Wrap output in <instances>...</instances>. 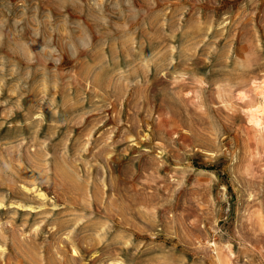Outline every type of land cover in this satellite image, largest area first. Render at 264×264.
Instances as JSON below:
<instances>
[{
	"label": "rangeland",
	"instance_id": "obj_1",
	"mask_svg": "<svg viewBox=\"0 0 264 264\" xmlns=\"http://www.w3.org/2000/svg\"><path fill=\"white\" fill-rule=\"evenodd\" d=\"M263 81L264 0H0V264H264Z\"/></svg>",
	"mask_w": 264,
	"mask_h": 264
},
{
	"label": "bare ground",
	"instance_id": "obj_2",
	"mask_svg": "<svg viewBox=\"0 0 264 264\" xmlns=\"http://www.w3.org/2000/svg\"><path fill=\"white\" fill-rule=\"evenodd\" d=\"M257 88L260 90V91H258V89H257L258 94L262 96L263 101H261V103L258 104L257 106L253 107L251 109V111H252L251 113H252V118H253L255 125L258 126L259 129L264 131V81L259 83L257 85ZM41 196H44V194L43 195L41 194ZM26 207L31 208L29 206H26ZM24 208H25V206H24Z\"/></svg>",
	"mask_w": 264,
	"mask_h": 264
}]
</instances>
